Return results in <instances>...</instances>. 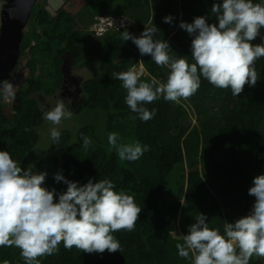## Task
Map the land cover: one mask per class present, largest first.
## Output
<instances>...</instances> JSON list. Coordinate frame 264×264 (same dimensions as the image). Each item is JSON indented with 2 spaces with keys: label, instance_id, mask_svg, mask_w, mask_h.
I'll use <instances>...</instances> for the list:
<instances>
[{
  "label": "trees",
  "instance_id": "16d2710c",
  "mask_svg": "<svg viewBox=\"0 0 264 264\" xmlns=\"http://www.w3.org/2000/svg\"><path fill=\"white\" fill-rule=\"evenodd\" d=\"M66 1L76 10L61 8L51 15L45 8L48 0L32 9L30 29L21 44V56L27 49L31 56L30 76L12 102L0 99V150H8L21 166L34 164L36 170L47 171L44 183L57 193L67 187L55 181L57 172L81 183L111 179L117 190L134 198L141 212L132 231L113 233L123 252L89 254L75 247L65 249L61 242L53 255L37 259L40 264H191L178 255L176 244L182 243L195 214H206L210 227L223 233L225 221L247 215L254 203L248 189L254 177L264 173V57L255 63L256 85L245 84L239 96L202 78L196 93L178 104L161 98L146 105L155 109V116L144 122L134 118L124 102L122 82L111 73L142 63L148 72L143 80L155 76L163 82L167 69L157 66L150 55L142 56L131 39L123 41L121 32L126 29L139 36L151 22L160 30L156 35L169 42L170 55L187 56L191 63L192 38L179 24L201 15L216 22L211 8L222 0ZM107 14L127 15L131 24L98 36L91 26L97 15ZM167 15L174 17L172 23L164 22ZM93 36L96 50L88 54ZM261 42L257 36L252 43ZM66 58L75 68L95 62L99 73L82 82L79 125L62 129L59 142L43 140L48 121L42 118L46 109L37 95L48 97L63 88ZM112 132L118 134V144L138 141L150 150L136 161H122L108 142ZM82 135L93 141L88 150L82 147ZM20 251L14 245L0 246V262L24 264ZM256 264H264V257Z\"/></svg>",
  "mask_w": 264,
  "mask_h": 264
},
{
  "label": "clouds",
  "instance_id": "9594fccd",
  "mask_svg": "<svg viewBox=\"0 0 264 264\" xmlns=\"http://www.w3.org/2000/svg\"><path fill=\"white\" fill-rule=\"evenodd\" d=\"M211 14L216 22L209 23L208 17L201 15L179 24L192 38L191 63L187 56L170 55L169 42L156 35L160 30L151 22L145 23L139 36L126 29L121 32L123 41L131 39L142 56L150 55L157 66L167 69L163 82L155 76L143 80L148 72L142 63H137L139 70L135 64L127 71L111 73L122 82L127 93L124 102L136 114L134 118L152 119L155 109L146 105L161 98L177 104L188 99L200 88L202 78L216 88L231 89L233 96H239L245 84L256 85L255 63L264 57V0H222L213 4ZM163 19L172 23L174 17ZM95 20L104 31L121 29L130 22L125 17L104 15ZM121 20L124 23L118 25ZM257 36L262 42L253 44ZM9 98L15 99V85L6 79L0 82V99ZM72 114L60 98L43 111L42 118L52 125L49 137L53 142L60 140L61 121ZM82 141L84 150L93 143L86 135ZM108 142L122 161H136L150 150L138 141L118 144L115 132L109 133ZM47 175L34 164L22 168L8 150H0V246L19 248L24 264H40L37 258L53 255L61 242L65 249L75 247L89 254L123 252L113 233L135 228L141 208L134 198L117 190L111 179L89 178L81 183L66 178L63 172H57L54 179L67 187L57 193L56 188L45 185ZM248 193L255 198L249 213L234 222L225 221L223 233L219 227H210L206 214H195L182 243L176 244L178 255L191 264H250L253 256L258 260L264 257V173L254 177Z\"/></svg>",
  "mask_w": 264,
  "mask_h": 264
},
{
  "label": "rangeland",
  "instance_id": "374dc122",
  "mask_svg": "<svg viewBox=\"0 0 264 264\" xmlns=\"http://www.w3.org/2000/svg\"><path fill=\"white\" fill-rule=\"evenodd\" d=\"M10 0H0V14L2 12L3 6L6 3H9ZM37 2L41 3L42 0H37ZM46 10L50 12L51 15H56L61 8H66L69 11H75L76 7L74 4L66 1V0H48V2L45 5ZM131 23H127L125 27L128 28V26ZM134 26V24H133ZM30 29V20L27 24V26L24 29V33L29 32ZM92 45L89 47L88 54H92L94 50V45L96 43V38L93 36L91 39ZM30 53L29 49L26 51V55L20 56L19 61L14 68V70L8 75L9 81H11L15 85V94L17 92V88L30 76V68L28 67V61L30 59ZM67 61V68L66 72H68L67 81L65 83V86L61 89H59L54 95L51 96H39V100L41 105L47 110L50 105L54 104L55 101L60 98L65 101L66 105L70 107L72 110V116L70 119L62 120L61 124L58 126L60 131L64 128L71 127L74 125H79V115L83 113V90L81 91L82 82L86 80L91 75H97L99 73L98 64L93 62L90 66L84 67V68H75L74 64L70 59L66 58ZM65 72V70H64ZM40 70H37L36 74H39ZM74 80L78 81L76 84L72 83ZM80 87V88H79ZM6 102H12L13 99L9 98L8 100H5ZM74 111L77 115H74ZM78 119V120H76ZM82 120V119H81ZM192 121L196 122V116L194 115L192 118ZM51 123L48 122L42 130L43 132V140H46L49 136L48 134H45L49 132V128L51 127ZM28 166L23 165L22 168H27ZM261 258V257H260ZM258 262V259L254 256L251 259L252 264H256ZM0 264H4L0 262Z\"/></svg>",
  "mask_w": 264,
  "mask_h": 264
},
{
  "label": "water",
  "instance_id": "95a60500",
  "mask_svg": "<svg viewBox=\"0 0 264 264\" xmlns=\"http://www.w3.org/2000/svg\"><path fill=\"white\" fill-rule=\"evenodd\" d=\"M37 0H10L0 14V82L14 70L21 56L24 29ZM65 59L63 69L66 72Z\"/></svg>",
  "mask_w": 264,
  "mask_h": 264
},
{
  "label": "crops",
  "instance_id": "0c3cea01",
  "mask_svg": "<svg viewBox=\"0 0 264 264\" xmlns=\"http://www.w3.org/2000/svg\"><path fill=\"white\" fill-rule=\"evenodd\" d=\"M104 16H108L109 18H113V17H125L127 18L129 21H130V18L127 16V15H118V16H114V15H111V14H107V15H104ZM131 23V22H130ZM99 24L97 23V21L95 20L94 23L92 24L91 26V30L92 31H95L96 32V35H102L104 34L107 30L111 29V28H106L105 31H103L102 33H99L97 32V29L99 28Z\"/></svg>",
  "mask_w": 264,
  "mask_h": 264
},
{
  "label": "built area",
  "instance_id": "2783aa9c",
  "mask_svg": "<svg viewBox=\"0 0 264 264\" xmlns=\"http://www.w3.org/2000/svg\"><path fill=\"white\" fill-rule=\"evenodd\" d=\"M124 22H123V20H121V23L120 24H118V25H122ZM108 25L109 26H112L113 25V22L110 20L109 22H108ZM104 31V27L102 26V27H99L98 29H97V32H99V33H102ZM137 70H139V67H140V65H138V64H136V66H134ZM143 70H144V68H143ZM144 73H145V70H144Z\"/></svg>",
  "mask_w": 264,
  "mask_h": 264
},
{
  "label": "flooded vegetation",
  "instance_id": "af4514ba",
  "mask_svg": "<svg viewBox=\"0 0 264 264\" xmlns=\"http://www.w3.org/2000/svg\"><path fill=\"white\" fill-rule=\"evenodd\" d=\"M66 81H67V78L65 79V83H66ZM78 81H76V80H74V82H72V83H74V84H76ZM65 86V84L63 85V87ZM80 88V87H79Z\"/></svg>",
  "mask_w": 264,
  "mask_h": 264
}]
</instances>
